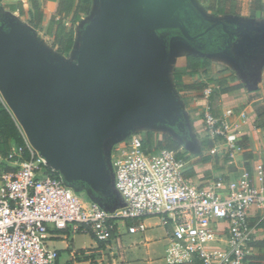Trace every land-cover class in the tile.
Masks as SVG:
<instances>
[{
	"label": "water",
	"instance_id": "1",
	"mask_svg": "<svg viewBox=\"0 0 264 264\" xmlns=\"http://www.w3.org/2000/svg\"><path fill=\"white\" fill-rule=\"evenodd\" d=\"M237 22L208 17L194 0H94L77 29L72 57L61 58L31 26L0 10V95L63 182L111 210L121 204L109 161L113 144L142 126L170 130L184 144L193 138L167 77L175 36L208 55L212 37ZM256 57L262 60L252 78L264 65V53Z\"/></svg>",
	"mask_w": 264,
	"mask_h": 264
},
{
	"label": "built area",
	"instance_id": "2",
	"mask_svg": "<svg viewBox=\"0 0 264 264\" xmlns=\"http://www.w3.org/2000/svg\"><path fill=\"white\" fill-rule=\"evenodd\" d=\"M212 91V85L201 91L202 121L214 143L209 152L216 154L220 144L232 163L242 148L227 118L213 112ZM22 135L29 158L13 160L16 169L1 175L0 264H57L58 252L46 242L49 227L72 228L107 243L121 227L128 233L143 231V219L149 216H158L169 226L167 264H247L254 253L251 243L264 221L262 163L252 170L237 167L232 178L217 176L205 185H195L184 174L186 161L173 150L147 152L142 137L132 133L109 150L121 204L106 210L84 199L60 175L49 174L48 169L54 170ZM22 150L13 148L8 158ZM252 210L259 211L253 222Z\"/></svg>",
	"mask_w": 264,
	"mask_h": 264
},
{
	"label": "crops",
	"instance_id": "3",
	"mask_svg": "<svg viewBox=\"0 0 264 264\" xmlns=\"http://www.w3.org/2000/svg\"><path fill=\"white\" fill-rule=\"evenodd\" d=\"M239 1L241 4V15L248 14V16H251L250 20H252L248 21L243 18L239 22L241 21L240 23H243L248 29L262 31L260 35L247 33L246 36L249 41L246 45L251 46V51L253 52L261 51L264 53L263 45L262 48L257 47V44L264 43V16L255 17L254 11L251 10L252 0ZM261 6L264 11V0H261ZM46 7L43 8V11L47 12L46 20L44 19L45 26L50 15L55 10L56 0L47 2ZM29 8L30 2L27 7H24V10L28 11ZM10 12L19 15L15 11ZM25 16L28 17V14L26 13ZM216 16L219 17L218 15ZM255 20H258V22H254ZM260 37L263 38L261 43H259ZM208 56L210 65L206 71H200L192 77H182V80L185 83L195 79L207 81L209 78L216 77L221 73L223 69L221 66H228L225 64V59L233 63L242 78L240 81L234 79L233 83H239L240 87L211 97V107L216 115L227 118L230 124V132L237 139L241 136L246 137L247 149L252 154V158L245 160L241 151L232 163L227 159L216 162V155L220 154L219 152L224 149L220 144L217 146L222 149L217 151L214 154V158L209 162L202 163L199 161V157L195 155H193L192 160L187 158L184 174L191 183L201 186L217 176H223L226 179L235 177L237 167L245 166L252 170L258 163L264 165V128L255 126L257 110L261 107L264 108V65L260 67L257 77L252 78L251 76V72L257 70L262 57H259V59L256 57L258 61L255 62V59L250 56L251 58L247 59L248 61L243 69H240L228 56L220 53L208 54ZM184 66L185 56L169 65L167 77L172 87H174L175 81H181L178 71ZM208 85H212L213 89L217 88L213 84ZM175 91L183 102V109L188 123L192 122V130L190 129V131L193 138L190 140L194 141L195 144H199L202 137H207L202 121V111L205 102L201 96L202 90ZM227 112L230 114H227ZM241 113H244V117H241ZM155 138L159 137L156 135ZM14 166L13 162L6 161L0 157V182L2 173L7 171L6 169L10 171ZM257 213H259L258 210L251 211V222L256 219L255 215ZM143 221L146 227L143 231L128 233L124 227H121L115 238L107 243L99 242L90 234L76 232L72 228L59 231L49 227L46 242L57 250V264H167L164 262V254L167 235L170 230L169 226L164 225L158 216L145 217ZM258 239H264V221L256 229V240ZM254 254L263 255L264 248H254ZM260 264H264V260Z\"/></svg>",
	"mask_w": 264,
	"mask_h": 264
},
{
	"label": "trees",
	"instance_id": "4",
	"mask_svg": "<svg viewBox=\"0 0 264 264\" xmlns=\"http://www.w3.org/2000/svg\"><path fill=\"white\" fill-rule=\"evenodd\" d=\"M51 0H29L30 8L25 11L22 2L18 6L9 5L11 11H17L20 16L28 14V23L32 27H40L44 24L43 6ZM94 6V0H56L55 10L50 15L46 24L45 34L52 38L51 47L58 53H69L76 43L77 29L80 24L91 15ZM209 10L215 15L223 16L225 18H233L241 20V4L239 0H211ZM251 10L254 11L255 17L264 16V11L261 6V0H252ZM253 28V27H252ZM210 65V58L208 55H200L196 52H189L185 55V66L178 71L181 81H175L174 87L177 91L183 90H202L208 84L217 86L213 89L211 97L220 93L228 92L240 87L239 83L234 82V75L232 73H220L216 77H211L207 81L195 79L191 82L185 83L182 77H192L200 71H206ZM173 87V88H174ZM264 102V96H263ZM255 126L257 128H264V108L257 110ZM143 147L147 152H151L160 148H168L175 152L179 159L187 161L190 151L193 155L199 156V161L209 162L214 158L209 150L213 148L214 143L208 137H202L199 144L194 141L176 142L172 137L165 136L164 139L150 136H143ZM190 143V144H188ZM237 144L242 148L243 157L245 160L252 158V154L247 149V139L241 136L237 139ZM22 147L23 150L19 156L12 159L8 158V154L13 148ZM193 151V152H192ZM0 157L6 161L13 162L29 158V152L25 148L24 137L22 131L13 117L11 111L8 109L4 101L0 97ZM16 165L10 171H14ZM8 172V169H6ZM49 174L58 176L59 173L48 169ZM75 191V190H74ZM80 193L78 191H75ZM90 200L89 198H87ZM255 249L264 248V239H258L251 243ZM247 264H260L264 260L263 255H255L254 253L248 258Z\"/></svg>",
	"mask_w": 264,
	"mask_h": 264
},
{
	"label": "rangeland",
	"instance_id": "5",
	"mask_svg": "<svg viewBox=\"0 0 264 264\" xmlns=\"http://www.w3.org/2000/svg\"><path fill=\"white\" fill-rule=\"evenodd\" d=\"M210 1L211 0H194L196 5L202 10L203 13H205L210 18H216L217 16L211 10H209ZM19 2H22V6H24V7H27L29 5V0H0V10H2V11H4V10L5 11L6 10L11 11L8 8L9 5H14L15 7H17ZM45 7L46 6H43V8H45ZM46 8H48V7H46ZM93 8H94V6H93ZM15 13H17V11H15ZM44 13H45L44 14V19L46 20L47 12H44ZM17 16L21 19V21H23V22H25L26 24L29 25L28 17H26L25 15L23 17H20V15H17ZM241 18L242 19L245 18V20L252 21V20H250L251 16H248V14L241 15ZM254 22L257 23L258 20H255ZM29 26H31V25H29ZM32 28L34 29L36 36L41 40L42 45L50 53H52L55 57H61V58H71L72 57V51H73L74 47L67 54L58 53L51 47L52 38L45 34V29H46L45 24H43L40 27H32ZM189 52H193V51H191L190 49H188L187 47H185V46H183L181 44L175 45L174 46V51H173L172 56H171L170 64L173 63V62L175 63L178 59H180L181 57L185 56ZM225 64L228 65V66H226V67L225 66H221V67H223V69L221 68L222 69L221 73H223V74L232 73V74H234V77H235L236 81L242 80V78L239 76V73H238L236 67L233 65V63H231L229 60L225 59ZM214 96H216V95L214 94ZM0 97H1V95H0ZM189 127L192 130V122H189ZM133 133H137L141 137L150 136L154 140H155V136L156 135L160 139H164L165 136H168V137H172L173 140H175L176 142H178V143H180L182 145V141L179 138H177L176 135L172 131L167 130V129H163V128H154V127H150V126H142V127L137 128L135 130V132H133ZM188 144H190V143H188ZM182 146H184V145H182ZM218 149L220 151L222 148L219 147ZM219 153L220 154L216 155V162H218L219 160L221 161L223 159L226 160L224 149H223V151L221 150ZM196 155L197 154H195V156ZM192 157H193V154L190 151V154L188 155V158L190 160H192L193 159ZM197 157H199V156H197ZM79 194L84 199L89 198L87 193L84 192V191H81Z\"/></svg>",
	"mask_w": 264,
	"mask_h": 264
},
{
	"label": "flooded vegetation",
	"instance_id": "6",
	"mask_svg": "<svg viewBox=\"0 0 264 264\" xmlns=\"http://www.w3.org/2000/svg\"><path fill=\"white\" fill-rule=\"evenodd\" d=\"M248 28L243 25V23L237 22L235 23V28L229 31V33L219 32L220 37H212V41L209 42L207 47L204 49L207 54H223L231 58L236 65L240 67V69L245 66L247 63V59L253 57L255 62L258 61L256 58L257 51L248 52L249 46H247V42L249 39L246 34L248 33ZM192 31V29H191ZM260 35V34H259ZM263 38H259V43ZM196 41V40H194ZM181 44L188 49H190L191 45L188 44V41L185 39L183 35L175 36L173 40V45ZM264 43L257 44L258 48H262ZM251 56V57H250ZM185 141L189 140V138H185ZM190 141V140H189Z\"/></svg>",
	"mask_w": 264,
	"mask_h": 264
}]
</instances>
